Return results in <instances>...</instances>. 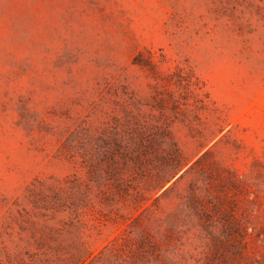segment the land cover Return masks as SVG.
Returning a JSON list of instances; mask_svg holds the SVG:
<instances>
[{
  "label": "rangeland",
  "instance_id": "1",
  "mask_svg": "<svg viewBox=\"0 0 264 264\" xmlns=\"http://www.w3.org/2000/svg\"><path fill=\"white\" fill-rule=\"evenodd\" d=\"M110 241L264 264V0H0V264Z\"/></svg>",
  "mask_w": 264,
  "mask_h": 264
},
{
  "label": "trees",
  "instance_id": "2",
  "mask_svg": "<svg viewBox=\"0 0 264 264\" xmlns=\"http://www.w3.org/2000/svg\"><path fill=\"white\" fill-rule=\"evenodd\" d=\"M144 154L145 152L142 150H131V151L128 150L123 152L122 156H123V160L125 161L124 163L125 168H130L131 164L132 166L139 167L142 161L145 159ZM73 187L78 194L86 196V192L82 190L83 189L82 184L77 183ZM50 205L51 208L54 209L55 211H60L61 209L63 210L70 209L73 212L76 211V209H73L72 207L66 205L65 199L61 196L60 189H56V188L53 189V193L50 198ZM109 244H112V241L101 247L96 253L87 249L82 250L77 258V264H91L94 260H98L103 256L104 252L110 249Z\"/></svg>",
  "mask_w": 264,
  "mask_h": 264
}]
</instances>
